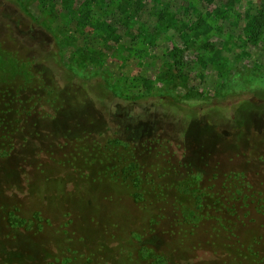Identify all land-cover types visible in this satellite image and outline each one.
<instances>
[{
  "label": "rangeland",
  "instance_id": "1",
  "mask_svg": "<svg viewBox=\"0 0 264 264\" xmlns=\"http://www.w3.org/2000/svg\"><path fill=\"white\" fill-rule=\"evenodd\" d=\"M52 42L77 75H99L122 97L107 105L69 89L67 111L43 121L40 136L25 125L22 147L0 162V264H149L142 249L154 247L177 264L216 257L202 232L183 242L140 236L151 218L124 185L48 151L65 127L82 137L100 124L122 140L169 135L199 175L243 173L264 205V94L241 126L234 108L218 118L159 105L160 96L200 105L264 91V0H0V52L28 63ZM8 207L19 212L6 226ZM251 219L238 249L264 264V211Z\"/></svg>",
  "mask_w": 264,
  "mask_h": 264
},
{
  "label": "trees",
  "instance_id": "2",
  "mask_svg": "<svg viewBox=\"0 0 264 264\" xmlns=\"http://www.w3.org/2000/svg\"><path fill=\"white\" fill-rule=\"evenodd\" d=\"M30 54L29 61L37 63L39 69L30 62L15 59L4 49L0 52V162L14 156L22 147L25 125L31 123L34 134L40 136L43 121H58L67 111L69 89L107 105L122 97L99 75H77L65 63L57 42L50 43L47 51ZM259 94L264 91L246 93L229 102L225 100L227 96H222L224 103L200 105H184L176 98L160 96L159 105L172 111L185 110L190 116L201 113L218 118L234 108L240 112L235 114L234 120L241 126L245 122L239 118L241 113L255 110L253 99ZM125 100L131 98L125 97ZM98 129L82 137L65 127L60 131L62 143L50 147L48 152L59 156L62 164L81 174L124 185L137 207L147 211L151 218L143 224L140 236L150 231L183 242L202 232L205 236L202 241L216 257L194 264L258 263L257 256H251V260L238 249L241 244L238 228L252 220L254 212L264 211L262 192L249 184L245 174L231 172L219 176L209 172L199 175L197 167L190 163H194L193 160L178 156L169 135L122 140L109 134L110 129L104 124ZM14 212L19 211L14 207L2 209L6 226L12 225ZM154 248L155 251L142 249L149 264H177L172 253L161 254ZM222 248L228 252L224 254Z\"/></svg>",
  "mask_w": 264,
  "mask_h": 264
}]
</instances>
